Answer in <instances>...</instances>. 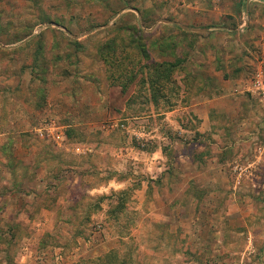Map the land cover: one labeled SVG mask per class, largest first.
Masks as SVG:
<instances>
[{"label": "rangeland", "instance_id": "1", "mask_svg": "<svg viewBox=\"0 0 264 264\" xmlns=\"http://www.w3.org/2000/svg\"><path fill=\"white\" fill-rule=\"evenodd\" d=\"M259 66L264 0H0V264H263Z\"/></svg>", "mask_w": 264, "mask_h": 264}, {"label": "crops", "instance_id": "2", "mask_svg": "<svg viewBox=\"0 0 264 264\" xmlns=\"http://www.w3.org/2000/svg\"><path fill=\"white\" fill-rule=\"evenodd\" d=\"M198 30V29H197ZM237 93H239L238 91H237ZM216 107H218L219 109H222L221 107H222V105H220V106H214V108L211 106V108H213V109H216ZM206 123L210 126V125H212L213 123H214V121H211V119H210V112H209V114H207V116H206ZM3 169H4V171H5V177H6V179H4L1 183H0V201H4V200H6L7 201V199H8V196L9 195H13V193L15 194V188H14V180L12 179V176H13V174H14V170H13V168L11 167V166H3ZM10 169H12V170H10ZM36 182V181H35ZM39 182V181H38ZM10 205V203L9 202H7V203H5V207H8ZM11 206H13V205H11ZM27 206V205H26ZM20 210V209H19ZM41 211H44V209H41ZM39 212V211H38ZM0 214L2 215L3 213H2V211L0 210ZM20 215H23V216H26V218L28 219V217H29V214L27 213V211L26 210H24V211H22L21 213H20ZM2 216H4V215H2ZM33 232H37L38 233V231H33ZM31 234V233H30ZM261 247H263V245H261ZM257 248V246L255 247L254 246V248H255V251H260V250H262V251H264V248ZM22 250H25V249H22ZM23 254H25V253H22L21 255H20V260H19V262H21V260H23V258H25L24 257V255ZM264 255V254H263ZM262 255V256H263ZM263 258V260H264V256L262 257ZM263 264H264V262H263Z\"/></svg>", "mask_w": 264, "mask_h": 264}, {"label": "built area", "instance_id": "3", "mask_svg": "<svg viewBox=\"0 0 264 264\" xmlns=\"http://www.w3.org/2000/svg\"><path fill=\"white\" fill-rule=\"evenodd\" d=\"M245 91L255 96L264 108V69L259 66L255 69L251 79L245 84Z\"/></svg>", "mask_w": 264, "mask_h": 264}, {"label": "trees", "instance_id": "4", "mask_svg": "<svg viewBox=\"0 0 264 264\" xmlns=\"http://www.w3.org/2000/svg\"><path fill=\"white\" fill-rule=\"evenodd\" d=\"M118 58V57H117ZM117 58H115V60L117 59ZM113 60H114V58H113ZM114 63V62H113ZM112 63V64H113ZM112 64H109V65H112ZM121 66V63L118 61H116V63L115 64H113V67H112V69L113 70H118L119 69V67ZM157 68H162V65H159Z\"/></svg>", "mask_w": 264, "mask_h": 264}, {"label": "water", "instance_id": "5", "mask_svg": "<svg viewBox=\"0 0 264 264\" xmlns=\"http://www.w3.org/2000/svg\"><path fill=\"white\" fill-rule=\"evenodd\" d=\"M167 23H170V22H167ZM182 29H186L185 27L183 26H180ZM192 31H202V30H197V29H192Z\"/></svg>", "mask_w": 264, "mask_h": 264}]
</instances>
